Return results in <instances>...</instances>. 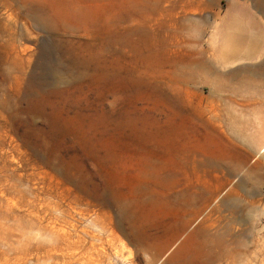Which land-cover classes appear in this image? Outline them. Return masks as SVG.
Masks as SVG:
<instances>
[{
  "label": "rangeland",
  "instance_id": "obj_1",
  "mask_svg": "<svg viewBox=\"0 0 264 264\" xmlns=\"http://www.w3.org/2000/svg\"><path fill=\"white\" fill-rule=\"evenodd\" d=\"M263 64L264 0H0V264H264Z\"/></svg>",
  "mask_w": 264,
  "mask_h": 264
},
{
  "label": "bare ground",
  "instance_id": "obj_2",
  "mask_svg": "<svg viewBox=\"0 0 264 264\" xmlns=\"http://www.w3.org/2000/svg\"><path fill=\"white\" fill-rule=\"evenodd\" d=\"M230 25V24H229ZM231 26V25H230ZM228 28V27H227ZM11 31V30H10ZM13 32V31H12ZM11 32V34H12ZM230 33V32H229ZM228 33V34H229ZM226 35V34H225ZM226 37V36H225ZM231 38V37H230ZM229 38V39H230ZM232 41V40H231ZM252 41V40H251ZM253 42V41H252ZM251 42V43H252ZM254 43V42H253ZM254 46H248L245 50L247 53H249L251 51V49L253 50ZM221 50V49H220ZM234 49L231 47L229 49L224 50V58L228 59L231 58L234 54ZM249 51V52H248ZM225 61V60H224ZM235 65V64H234ZM207 66V65H206ZM264 66V64H263ZM262 66V67H263ZM205 67V66H204ZM261 68V67H260ZM212 70V69H211ZM210 69H208L207 71H211ZM236 72V71H235ZM264 75V74H263ZM183 232V231H182ZM182 232L178 231L176 233L177 238H179L182 234ZM193 237H194V233L193 232H189L187 233L185 236H183L182 238H180V240H178L177 244L175 245V247L173 248V250L170 252V254L167 257V261H171L174 259H179L181 261L184 260H190V259H194L195 256L199 253L197 251H194L192 249V244H193ZM177 238L168 243H166V245L163 247V250H168V247L170 246V244L174 243V241L177 240Z\"/></svg>",
  "mask_w": 264,
  "mask_h": 264
},
{
  "label": "crops",
  "instance_id": "obj_3",
  "mask_svg": "<svg viewBox=\"0 0 264 264\" xmlns=\"http://www.w3.org/2000/svg\"><path fill=\"white\" fill-rule=\"evenodd\" d=\"M263 146V145H262Z\"/></svg>",
  "mask_w": 264,
  "mask_h": 264
}]
</instances>
